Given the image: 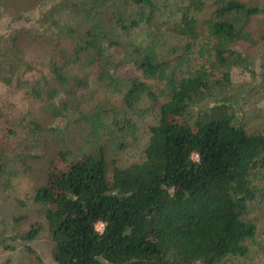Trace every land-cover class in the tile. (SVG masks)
<instances>
[{
    "label": "trees",
    "instance_id": "1",
    "mask_svg": "<svg viewBox=\"0 0 264 264\" xmlns=\"http://www.w3.org/2000/svg\"><path fill=\"white\" fill-rule=\"evenodd\" d=\"M106 1L92 0L86 8L95 15L107 10L109 28L94 21L77 33L50 23L49 38L60 48L47 54L48 76L33 82L27 96L62 99L87 89L84 68L75 67L91 63L102 28L118 35L152 31L167 17L175 21L171 33L180 46L171 48L170 59L158 60L152 42H114L120 65L135 71L107 85L120 94L125 114L117 119L111 112L108 126L99 105L89 120L92 132L110 136L122 150L137 131L131 116L154 115L156 123L148 128L142 158L127 167L108 171L106 147L96 143L89 153L59 151L50 160L32 201L40 208L53 263L241 264L264 237V225L258 229L250 219L255 209L264 213V121L255 132L238 121L231 71H251L249 58L260 39L248 24L259 9L236 0H176L167 13L153 0H123L122 9L113 11ZM209 3L215 7L204 18ZM16 56L12 46L0 49V83L9 86L6 76L14 71L16 89L23 90L28 83L22 75L32 68ZM3 168L0 156V173ZM39 230L31 227L21 239L33 240Z\"/></svg>",
    "mask_w": 264,
    "mask_h": 264
},
{
    "label": "rangeland",
    "instance_id": "2",
    "mask_svg": "<svg viewBox=\"0 0 264 264\" xmlns=\"http://www.w3.org/2000/svg\"><path fill=\"white\" fill-rule=\"evenodd\" d=\"M91 1L0 0V49L12 46L16 57L32 68L22 75L21 81L28 83L23 90L16 89L14 71L6 76L11 82L9 86L0 83V156L4 165L0 173V264H54L44 220L32 197L44 183L48 164L59 151L79 156L91 152L95 143L104 145L107 170L110 171L113 165L124 168L140 161L148 140V128L156 123L154 115L131 116L137 131L124 139V149L117 150L110 136L92 132L89 120L99 105L103 110L100 118L108 126L111 112L117 119L125 114L120 94L111 91L107 85L112 84L110 81L114 77L125 78L134 75L135 71L120 65L122 61L114 42L121 47L125 44L145 47L152 42L157 59L168 60L171 48L180 46L171 33L175 21L163 17L153 24L152 31L137 28L128 35H118L106 29L110 19L107 10L97 15L87 11L86 6ZM174 1L153 0L156 8L167 13ZM236 1L259 9V13L250 19L248 30L253 37L260 39V47L249 58L250 72L232 69L230 90L239 101L233 105L238 121L255 132L260 130L264 121V0ZM122 4L123 0H108L104 6L118 11ZM214 7L212 3L207 5L204 18ZM50 8H54L52 17L49 16ZM54 21L77 33L83 32L94 21L106 27L102 28L105 35H100L97 49L88 56L91 63L83 61L75 67L84 68L80 74L87 76L88 88L62 99L57 96L51 99L44 94L27 96L25 93L33 88V82L41 76H48L47 54L60 48L54 47L55 41L49 38V25ZM17 69H22L20 63ZM53 105L57 107L55 113ZM32 123H37L38 128L33 129ZM250 219L258 229H263L264 213L261 210L255 209ZM31 227L40 228L38 235L30 241L21 239ZM253 248L250 257L240 259L241 264H264L263 236L256 239Z\"/></svg>",
    "mask_w": 264,
    "mask_h": 264
},
{
    "label": "built area",
    "instance_id": "3",
    "mask_svg": "<svg viewBox=\"0 0 264 264\" xmlns=\"http://www.w3.org/2000/svg\"><path fill=\"white\" fill-rule=\"evenodd\" d=\"M95 229H96V231H101L102 230V224L101 223H97L95 225Z\"/></svg>",
    "mask_w": 264,
    "mask_h": 264
}]
</instances>
